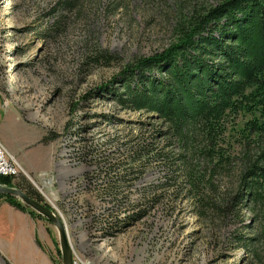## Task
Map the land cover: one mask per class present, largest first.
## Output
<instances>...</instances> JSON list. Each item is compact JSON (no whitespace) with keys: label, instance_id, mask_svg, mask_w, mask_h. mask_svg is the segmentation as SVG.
I'll list each match as a JSON object with an SVG mask.
<instances>
[{"label":"rangeland","instance_id":"rangeland-1","mask_svg":"<svg viewBox=\"0 0 264 264\" xmlns=\"http://www.w3.org/2000/svg\"><path fill=\"white\" fill-rule=\"evenodd\" d=\"M218 1L0 0V141L64 221L72 259L264 264V244L256 257L231 241L252 234L249 213L222 229L199 217L155 157L171 150L157 116L124 110L107 92L121 88L126 64L169 46L183 16ZM248 120L228 125L232 149L254 141L242 137ZM15 210L0 206V250L11 258L0 251V264H62L56 228Z\"/></svg>","mask_w":264,"mask_h":264},{"label":"trees","instance_id":"trees-1","mask_svg":"<svg viewBox=\"0 0 264 264\" xmlns=\"http://www.w3.org/2000/svg\"><path fill=\"white\" fill-rule=\"evenodd\" d=\"M173 34L161 52L126 64L117 76L121 88L107 92L124 110L157 116L171 150L155 157L168 180L179 177L199 217L222 229L226 218L240 224L249 213L252 234L233 233L231 241L257 257L264 244V0L203 6L177 21ZM241 113L250 116L242 137L255 138L238 150L227 132ZM0 184L50 208L23 176H0ZM0 200L44 218L15 197L0 194Z\"/></svg>","mask_w":264,"mask_h":264},{"label":"water","instance_id":"water-1","mask_svg":"<svg viewBox=\"0 0 264 264\" xmlns=\"http://www.w3.org/2000/svg\"><path fill=\"white\" fill-rule=\"evenodd\" d=\"M0 194L17 198L31 210L35 211L37 214H40L46 220H48L56 228L58 233L59 250L61 252L62 264H73L72 251L64 221L52 208H49L44 203H41L30 197L17 187L0 184Z\"/></svg>","mask_w":264,"mask_h":264},{"label":"built area","instance_id":"built-area-1","mask_svg":"<svg viewBox=\"0 0 264 264\" xmlns=\"http://www.w3.org/2000/svg\"><path fill=\"white\" fill-rule=\"evenodd\" d=\"M19 173L26 174L23 171L20 164L11 155V153L6 148V146L0 141V176H13L14 177V176H17ZM36 186L38 189H40L38 185ZM73 254H74L73 264H91L90 260H86L78 256L74 251H73Z\"/></svg>","mask_w":264,"mask_h":264},{"label":"crops","instance_id":"crops-1","mask_svg":"<svg viewBox=\"0 0 264 264\" xmlns=\"http://www.w3.org/2000/svg\"><path fill=\"white\" fill-rule=\"evenodd\" d=\"M4 203H5V202L2 201V203H0V206H1L2 204H4ZM8 205H9V204H8ZM11 207H12V206H11ZM14 209H15V208H14ZM15 211H18L19 213H21V214L24 216L26 222H27V221H30L31 223H33V221L31 220V218L29 217V215H28L26 212H22V211L17 210V209H16ZM9 224H10V223H9ZM33 225H34V223H33ZM11 228L16 230V228H15L13 225H11ZM37 247H38V246H37ZM0 251H1V253H2V255H3L4 257H6L8 260L11 261V258H10L8 255H6L2 250H0ZM11 263L15 264L14 262H11ZM28 264H31V262L28 263Z\"/></svg>","mask_w":264,"mask_h":264}]
</instances>
